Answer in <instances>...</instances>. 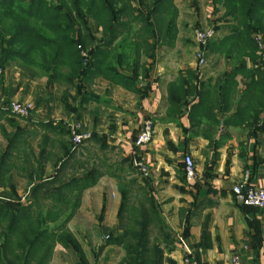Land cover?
<instances>
[{"label": "trees", "instance_id": "1", "mask_svg": "<svg viewBox=\"0 0 264 264\" xmlns=\"http://www.w3.org/2000/svg\"><path fill=\"white\" fill-rule=\"evenodd\" d=\"M191 1L193 8L200 11L201 0ZM210 1L217 16L211 25L219 32L223 23L229 27V34L207 44L206 58L210 53L220 54L230 68L208 80L206 67L202 71H180L168 85V114L164 121L188 132L181 123L188 112L193 135H206L215 127H243L250 134L264 133V56L254 40L258 35L264 42V0ZM179 19L175 0H0V69L5 72L9 64H15L30 77L46 78L48 87L64 88L63 103L74 115L55 127L69 138L57 162L62 161L63 167L46 180L41 171L31 176L33 185L25 202L11 180L5 178L12 152L17 150L18 136L4 133L9 143L0 154V187L4 185L9 191L0 194V264H51L59 245L76 252L80 264H89L82 242L69 225L79 212L84 192L95 187L106 174L117 179L121 203L116 233L100 224L95 264L109 246L122 250L118 264H176L170 257L175 238L151 180L134 164L137 156L115 163L100 159L98 165L82 162L78 169L83 172L66 180L60 178L65 167L80 162L77 154L87 144H98L102 153L115 151L92 131V137L82 146L76 147L72 141L70 125L74 120L82 122L85 105L93 101L90 88L94 82L104 78L136 91L140 86L139 93L146 96L150 91L148 62L163 47L176 46ZM188 25L184 24L183 29L192 35L197 29L210 26H203L200 20L191 29ZM239 78L242 90H238ZM0 115L28 119L11 114L2 106ZM51 127L52 122L44 128ZM42 143L40 170L49 138L45 137ZM180 176L184 183L188 182L184 164ZM105 208L106 205L98 218L100 223ZM198 248H211L207 225ZM199 250L189 256L190 261L201 264Z\"/></svg>", "mask_w": 264, "mask_h": 264}, {"label": "crops", "instance_id": "2", "mask_svg": "<svg viewBox=\"0 0 264 264\" xmlns=\"http://www.w3.org/2000/svg\"><path fill=\"white\" fill-rule=\"evenodd\" d=\"M175 1L180 10L179 38L174 48L163 47L149 60L151 73L148 94L142 97L138 91L142 90L140 86L136 87L137 91L126 90L104 78L97 79L90 88L93 101L85 105L81 120L86 130L104 138L115 151L110 149L102 153L98 144H87L77 154L80 162H72L65 167L60 180L83 172V169H78L82 162H95L98 165L100 159L107 158L115 163L117 154L128 158L136 153L147 168L144 174L152 182L163 217L175 238L170 257L176 264H198L196 261L186 262L180 238L185 237V243L195 255L205 225L211 248L199 250L201 264H231L234 256L240 259L241 264H264V209L246 205L234 192V187L244 182L264 189V133L250 134L243 127L225 130L215 127L211 132H205L206 135L204 132L193 135L188 112H185L181 123L191 132L164 121L168 114V85L176 80L180 71L196 69V61L185 53L187 48L182 53L180 50V44L185 41V46H191L193 51L196 49L194 38L192 42L185 39L186 30L181 27L186 23L181 20L190 16L193 19L188 25L190 29L199 20L203 26L217 20L210 0H201L200 11L193 8L191 0ZM228 34L229 27L221 23L218 37ZM207 62L204 69L207 80L216 79L230 68L225 57L220 54L210 53ZM248 64L250 66L249 61ZM241 81L239 78L238 90L243 88ZM0 89L6 101L16 100L33 106L32 115L27 120L0 115V154L9 143L4 133L18 136L17 150L12 152L5 178L11 180L18 195L23 197L33 185L29 181L31 176L35 177L41 171L46 180L63 167L62 161L59 164L57 162L62 158L64 144L68 143L69 138L55 127L58 122H67L74 115L63 103L64 88L48 87L46 78L30 77L15 64L6 67L0 78ZM148 118L156 122L153 140L148 146L135 151L134 140ZM219 119L224 120L223 116H219ZM51 122L53 127L44 128ZM45 137L49 138V145L40 170L39 153ZM209 138L215 143H210ZM186 155H191L196 163L197 178L184 183L180 170ZM8 191V187H0V194ZM120 203L118 181L108 174L95 187L84 192L79 212L69 228L72 231V224L78 220L92 222L90 230L72 231L82 242L89 264L96 262L100 224L116 233ZM105 205L104 220L100 223L98 218L103 214ZM87 237L91 240L84 239ZM121 255L123 257L120 248L106 247L98 264H118ZM51 264H80V259L76 252L59 245Z\"/></svg>", "mask_w": 264, "mask_h": 264}, {"label": "built area", "instance_id": "3", "mask_svg": "<svg viewBox=\"0 0 264 264\" xmlns=\"http://www.w3.org/2000/svg\"><path fill=\"white\" fill-rule=\"evenodd\" d=\"M218 30L214 25L207 26L205 29H197L194 31V42L196 44L195 49V60H196V68L199 71H202L208 64L206 58V47L207 44L218 37ZM255 43L258 46L259 53L264 56V42L261 36H254ZM4 74V71L0 69V78ZM202 74V72H201ZM8 102V103H6ZM6 103V104H5ZM0 106L3 107L4 110L11 112V114L18 116L20 118H30L33 111V106L22 103L20 101L11 100L6 101L4 95L0 89ZM72 141L76 147L82 146L85 141L89 140L92 137V133L88 130H85L83 122L74 120L70 125ZM155 133V124L152 118L146 119L138 133V136L134 140L133 146L135 151L137 149L148 146L152 140L153 135ZM134 157L136 153L133 154ZM134 164L143 172L147 173V168L145 164L134 158ZM184 165H185V173L188 182L195 181L197 178V166L191 155H186L184 157ZM234 192L237 198L245 203L248 206L255 207L258 209H264V189L252 187L247 182L236 185L234 187ZM29 194L27 193L22 197V202H25L28 198ZM0 199H2L0 197ZM180 242L182 248L185 252L186 262H190L189 256H193L192 251L187 246L183 238H180ZM231 264H241V261L238 257H233L231 259Z\"/></svg>", "mask_w": 264, "mask_h": 264}, {"label": "rangeland", "instance_id": "4", "mask_svg": "<svg viewBox=\"0 0 264 264\" xmlns=\"http://www.w3.org/2000/svg\"><path fill=\"white\" fill-rule=\"evenodd\" d=\"M187 18V19H186ZM184 22V23H186V24H191V21L193 22V19L192 18H190V16L189 17H183V19L181 20V22ZM181 24V23H180ZM194 25V24H193ZM192 25V26H193ZM183 26L184 25H182V30H184L183 29ZM190 29V28H189ZM184 33H185V39H189V40H191V42H192V39L194 38V35H192V32H190V31H184ZM185 43H186V41H185ZM185 43L184 42H182V44H180V50H181V53L183 52V50H185L186 48H187V50H186V54L188 55V57H190V58H193L194 60H195V51H193V49H192V47L190 46H185ZM195 43V42H194ZM196 61V60H195ZM239 129H241V127H239ZM85 147V146H84ZM84 147H82V148H84ZM122 156H120V155H116V157H115V161H117V162H120V161H122ZM91 221L90 220H84V221H80V220H78V221H76V222H74L72 225V231L74 232V231H77V230H79V229H87L88 230V228H89V230L90 229H92L90 226H91ZM75 233V232H74ZM84 239H88V240H91V238H84ZM89 249V248H88ZM99 250H98V247H97V252H98ZM120 259H122V255L120 256Z\"/></svg>", "mask_w": 264, "mask_h": 264}]
</instances>
